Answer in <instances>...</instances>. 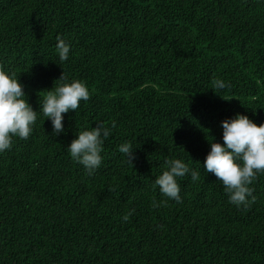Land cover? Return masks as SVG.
<instances>
[{
	"label": "trees",
	"instance_id": "obj_1",
	"mask_svg": "<svg viewBox=\"0 0 264 264\" xmlns=\"http://www.w3.org/2000/svg\"><path fill=\"white\" fill-rule=\"evenodd\" d=\"M57 37L71 46L63 63ZM0 67L38 111L30 137L0 153V264H264V173L237 208L202 167L221 121L264 123V0H0ZM62 72L90 99L53 135L39 102ZM113 121L89 176L66 147ZM168 159L200 179L153 207Z\"/></svg>",
	"mask_w": 264,
	"mask_h": 264
},
{
	"label": "clouds",
	"instance_id": "obj_2",
	"mask_svg": "<svg viewBox=\"0 0 264 264\" xmlns=\"http://www.w3.org/2000/svg\"><path fill=\"white\" fill-rule=\"evenodd\" d=\"M56 51L59 62L63 63L69 58L71 46L57 37ZM56 81L59 83L55 87L45 91L39 110L50 121L53 135H60L65 130L64 114L76 112L81 101L90 99V92L84 82L69 79L64 72ZM212 85L216 90L227 87L221 79L213 80ZM23 89L24 85L17 76L0 67V153L12 148L13 138L27 140L36 124L38 111L28 103ZM115 126V121L107 127L99 123L96 127L79 131L67 145L70 158L81 165L87 175H93L101 167L104 143ZM221 127L222 143L214 142L213 137L211 142L208 141L210 150L203 162V172L217 178L230 204L248 208L256 199L250 185L259 174L264 173V123L257 126L247 115L236 114L221 121ZM118 151L131 164L134 158L132 145L124 142L118 146ZM164 163V170L154 180V187L164 199L160 202L153 200V207L168 201L182 203L178 179L186 176H190L193 182L200 179V171L190 168L182 159H168ZM131 215L130 210L122 220L127 222Z\"/></svg>",
	"mask_w": 264,
	"mask_h": 264
}]
</instances>
